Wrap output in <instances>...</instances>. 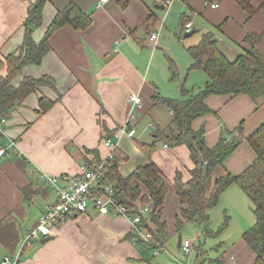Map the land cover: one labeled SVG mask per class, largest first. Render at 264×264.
Listing matches in <instances>:
<instances>
[{
  "label": "crops",
  "instance_id": "0c3cea01",
  "mask_svg": "<svg viewBox=\"0 0 264 264\" xmlns=\"http://www.w3.org/2000/svg\"><path fill=\"white\" fill-rule=\"evenodd\" d=\"M35 1L0 0V77L7 74L5 57L17 54L21 46L23 23ZM165 1L108 0L102 6L99 0L44 3L40 25L31 35L35 43L44 37L57 13L71 4L90 17V24L85 29L60 27L49 38L50 51L42 63L25 66L11 82L16 88L24 78L47 76L54 88H37L0 125V149L14 143L0 160V263L6 255L17 253L21 237L56 201L40 180L42 174L76 176L81 163L105 157L106 140L125 159L118 168L121 178L148 164L137 143H150L154 131L172 124L171 109L159 99H183V89L195 94L207 81L202 70L189 69L193 59L188 49L196 47L203 35L213 34L218 50L229 61L249 48L247 36L258 38L254 49L264 54V0L249 1L252 15L238 0H170L169 5ZM186 23H191L188 33L192 35L185 38ZM154 33L155 42L149 41ZM130 94H138L142 102L133 137L121 133ZM41 98L53 102L43 114L38 113ZM205 100L210 113L195 119L191 128H203L206 146L215 147L221 137L238 140L241 136L238 147L212 176L238 175L256 160L247 138L264 123V96L214 95ZM155 148L151 162L158 166L166 187L160 219L166 226V242L157 254L148 244L133 243L128 219L88 208L25 250L19 264H188L191 253L195 264H253L256 256L242 236L255 223L253 205L243 191L232 184L209 210L211 231L226 224L218 236H203L193 223H184L178 231L176 218L185 207L174 192V176L179 173L186 183L194 164L184 145L169 147L159 141ZM29 186L26 199L22 190ZM198 235L215 238L213 251L218 256L204 259L206 251ZM187 241L189 255L181 249ZM168 243V251L163 252Z\"/></svg>",
  "mask_w": 264,
  "mask_h": 264
},
{
  "label": "trees",
  "instance_id": "16d2710c",
  "mask_svg": "<svg viewBox=\"0 0 264 264\" xmlns=\"http://www.w3.org/2000/svg\"><path fill=\"white\" fill-rule=\"evenodd\" d=\"M250 0H238V4L249 11ZM46 0H36L29 6L27 18L23 23L24 38L17 54L5 57L7 74L0 77V119L8 117L31 93L39 87L54 88L49 77L24 78L18 86L11 82L21 70L30 64L40 65L42 59L50 51L49 38L60 29L68 25L73 29H85L90 24V17L81 12L75 5H69L57 13L48 26L44 37L37 43L32 39V33L40 25L42 8ZM247 4V5H246ZM249 48L234 61L227 60L220 53L213 34L202 36L196 47L188 49L193 59L189 69H200L206 76L204 87L195 94L187 93L183 89V99H159L168 109H171L172 124L166 130H156L150 143L138 142L137 146L149 160L145 166L133 171L125 178L118 174L120 163L125 159L116 149L113 159L106 162L105 174L102 180L113 187L115 198L123 205H128L137 213L136 203L150 204L149 219L143 222L144 229L150 234V248L163 246L166 242L165 223L160 222L162 205L166 196V187L161 178L158 166L151 162V156L159 141H165L169 147L184 145L189 150V158L194 164L190 171V180L182 182L179 173L175 174L174 192L181 205L185 207L176 218L177 230L183 224L193 223L200 227L205 237H216L225 227L223 223L218 230L211 231L209 225V210L216 207L220 195L232 184L243 191L253 205L252 212L255 223L242 236L247 246L254 252L256 259L253 264H264V123L247 138L256 155V160L238 175L225 173L221 177L213 178V171L222 166L231 153L238 147L239 141L235 137L228 140L221 137L215 147L209 148L204 141L205 131L202 127L193 130L191 123L201 115L210 113L205 99L209 96H237L246 95L251 99L264 96V54L257 53L254 43L258 38L246 37ZM53 102L41 98L38 102L39 114L47 112ZM232 132L227 134L231 136ZM86 164H89L85 162ZM31 186L22 190L24 197L29 198ZM1 224V221H0ZM153 227L155 230H153ZM138 244H142L138 242Z\"/></svg>",
  "mask_w": 264,
  "mask_h": 264
},
{
  "label": "built area",
  "instance_id": "2783aa9c",
  "mask_svg": "<svg viewBox=\"0 0 264 264\" xmlns=\"http://www.w3.org/2000/svg\"><path fill=\"white\" fill-rule=\"evenodd\" d=\"M108 0H99V5L102 6ZM206 2L208 0H205ZM170 0H166L165 4L169 5ZM211 5L210 8H214ZM191 23L184 24L182 32L188 33L191 30ZM157 33L151 34L149 41L155 42ZM128 103L130 110L125 121L121 133H127L129 137H133L135 133V126L138 120L137 112L142 107V102L138 94H130L128 96ZM172 114V112H170ZM5 123V119H0V125ZM153 127L152 125H149ZM107 153L101 160L93 163H81L79 173L76 176H40V180L44 185L51 189L56 196V201L52 203L41 215L35 227L25 233L20 241L17 253L14 256L6 255L0 264H19L22 253L31 248L37 241L42 238H47L51 235V231L58 225L64 223L67 219L85 213L88 208L94 209L100 215H116L129 220L131 225V232L135 235L134 244L141 242L142 244H150V234L143 228V222L149 219L150 208L148 204L142 205L137 213H131L132 209L128 205L120 203L114 195L113 187L102 180L105 174L106 162L114 157L116 150L114 144L110 140L103 143ZM14 147V143L9 144L8 147L0 149V160H3ZM167 148V146H164ZM163 246L154 248V254H157ZM190 242H184L182 251L189 255Z\"/></svg>",
  "mask_w": 264,
  "mask_h": 264
},
{
  "label": "rangeland",
  "instance_id": "374dc122",
  "mask_svg": "<svg viewBox=\"0 0 264 264\" xmlns=\"http://www.w3.org/2000/svg\"><path fill=\"white\" fill-rule=\"evenodd\" d=\"M184 34V33H183ZM147 120V119H146ZM191 227H193L194 228V226H192V225H190ZM196 229V231H198L199 232V229L196 227L195 228ZM200 233V232H199ZM199 237H201L200 235H198ZM215 238H204V237H201L200 238V242H201V246L204 248V251H206V253H205V257H204V259L206 260L207 258L208 259H212V258H214V257H216V256H218L217 255V252H215V251H213L214 249V242H215V240H214ZM170 246V243H168L167 244V246H165V250L163 251V252H166V251H168V247ZM194 246L195 247H197L198 246V242L196 241L195 242V244H194ZM152 252V254H153V251H151ZM163 252H161V253H163ZM160 253V254H161ZM148 254H150V253H148ZM190 254V253H189ZM154 255V254H153ZM193 256H194V253H191V255L189 256V262L191 263L192 262V264H195L196 263V260H194V259H192L191 260V258H193ZM150 257H151V254H150ZM152 259V258H151ZM186 258L184 257V259L183 260H185ZM191 260V261H190ZM198 261H201V260H198ZM189 262H188V264H189Z\"/></svg>",
  "mask_w": 264,
  "mask_h": 264
},
{
  "label": "water",
  "instance_id": "95a60500",
  "mask_svg": "<svg viewBox=\"0 0 264 264\" xmlns=\"http://www.w3.org/2000/svg\"><path fill=\"white\" fill-rule=\"evenodd\" d=\"M160 9H163V6H160ZM192 35V33H185L184 34V37L186 38V37H190ZM240 138H241V136L240 135H238V140H240ZM150 204L148 205V208H150Z\"/></svg>",
  "mask_w": 264,
  "mask_h": 264
}]
</instances>
